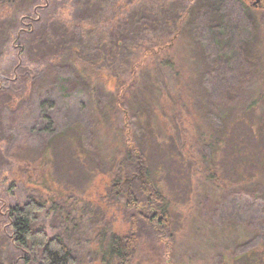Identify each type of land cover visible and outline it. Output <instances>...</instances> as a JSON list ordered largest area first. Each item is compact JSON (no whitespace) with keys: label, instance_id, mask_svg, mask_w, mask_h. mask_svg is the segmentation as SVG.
<instances>
[{"label":"rangeland","instance_id":"374dc122","mask_svg":"<svg viewBox=\"0 0 264 264\" xmlns=\"http://www.w3.org/2000/svg\"><path fill=\"white\" fill-rule=\"evenodd\" d=\"M61 1L69 7L61 20L38 13L39 0L36 15L29 3L21 8L23 28L0 26V264H39L11 224L13 209L33 198L46 203L37 225L77 264H119L109 237H130L134 216H152L109 190V173L127 159L124 126L145 155L142 180L169 201L173 236L168 245L141 217L124 264H264V0H188L195 10L182 37L135 81L127 72L144 30L131 19L151 11L150 0H137L99 40L86 31L60 47L61 25L74 33L75 23L95 18L87 4L104 0L75 12L76 0ZM184 1L154 0L161 15L149 12L147 41L159 40ZM202 5H224V30L197 18ZM59 48L68 52L46 66ZM220 57L245 63L229 68ZM170 61L172 69L163 65ZM20 67L38 80H15Z\"/></svg>","mask_w":264,"mask_h":264},{"label":"trees","instance_id":"16d2710c","mask_svg":"<svg viewBox=\"0 0 264 264\" xmlns=\"http://www.w3.org/2000/svg\"><path fill=\"white\" fill-rule=\"evenodd\" d=\"M44 1L45 4L42 8L38 9L37 12H40L41 14L46 16L48 20L57 19L58 17L62 16L63 13L61 12L66 10L68 11L69 7L61 0H52L50 4V0ZM222 2L224 3V1ZM28 3L30 4L29 11L31 10V13L33 15H36L37 13H35V11L33 10L35 7L40 6L39 0H0V26L11 25L12 22H18V28H23V17L21 8H23L24 6H28ZM88 4L87 6L93 11V13L96 14L95 18L93 20L84 19L75 23L73 26V29L75 28L74 33H71L70 27L63 23L61 25V32L63 33V38L62 42L60 43V47L65 46L66 44L70 45V34L71 42H77L78 39H74L75 33H78V36H86L87 32H89L88 36H98L96 40H99L102 36H104V33L110 24L118 22L120 25V23L122 22V16L126 12L131 11V9L137 5V0H104L101 1V3L98 2L97 9L92 7V2H89ZM148 4V8L151 7V11L154 9L155 12L146 10L140 11V9H138V11L135 12V15L132 16L131 19L134 25L139 29H143L144 32L139 35L140 39L137 49L136 62H131L129 66L130 69L127 72V74L129 75V80H137L138 75L141 73L142 70L145 69L147 64H149L151 61L158 60L164 51L172 49L175 46L177 40L182 37L185 31V26L189 24L187 20L189 18L190 13L195 10L189 4L188 0L187 2L184 1L182 4L183 10L180 11V14L176 16L172 15L173 20L166 23L168 30L164 34L160 35L158 41L150 42L146 40L147 38L145 35L147 32L150 31V28H147L150 24V22L147 21L149 19V12L155 14L156 17H159L161 14L159 13L160 11L158 2L150 0ZM84 5L85 0H76L71 10L75 12L83 8ZM217 7L218 9L216 10L215 7L213 8V6L204 7L202 5L198 9L200 11L197 14V18L202 17L203 20L207 19V21L204 20L205 22H203L204 25H207L205 27H208L210 31H215L216 29H220L219 31L224 30V28H222V21L225 19V15L223 14L224 10L222 11V7L224 9V5H217ZM72 11H70L69 9V14H71ZM168 13L171 14L170 12ZM58 20L61 19L58 18ZM144 22H147V24L145 25ZM192 23L193 22L191 21V24ZM251 23L252 19L250 20V24ZM127 24L124 27L121 26L123 30L128 29ZM155 27L156 26H154V28ZM84 29L85 31H82ZM118 29L119 28H117V30ZM126 33L130 34L131 31L128 29L126 30ZM135 38H137V35H135ZM217 44L218 42L214 43V45ZM60 49L61 48H59V50L56 51L52 57H49L45 60L46 66L53 65L51 67H54L55 65L59 64L58 62H60V55H64L66 52H68L67 49ZM18 63L19 61L16 62V64ZM217 63H223L229 68H233L235 66L243 67L245 62H243L241 58L239 59V61L235 62L233 59L231 63H228L225 61L224 57H220L218 58ZM163 65L165 67H170L171 69L174 67L173 62L171 61L168 63L165 62V64ZM17 75L18 78H15V80H38L36 79L37 75L34 73V71L29 70V68L23 69V67H20L16 72V77ZM218 81L221 80H215V83ZM34 83L35 82H32V85H34ZM119 88L122 89L121 87ZM126 103L127 102L124 100V107L126 106ZM255 107L256 106L254 104L248 106L244 110H250L251 108ZM249 113L252 114L251 116H253L255 111H251ZM124 121L126 122V117L124 118ZM128 129L129 128H126L125 126L123 127V130L125 131H123V133L126 139L125 144L127 159L124 162H121V165L113 167V170L109 173L111 179V185L109 190L111 192L121 191V193H123L125 195V198L127 199V207L135 205L139 206L142 204V208L146 209L147 212L152 216L147 217L148 215H140L137 218L134 216L131 221L132 234L130 233V237L125 236V238L122 239L114 234L109 237V255L111 258H114L112 260L118 261L119 264L125 263L123 255V251L126 249L125 247H127L129 244L133 245L134 241H136L135 236L137 235V223L138 219H141V217L147 220L148 224L150 225H148L150 230L155 232L157 238H160L161 240H163L164 238L168 239V242L166 241L168 245L173 237L172 234L169 232V201L160 191L157 190L154 183L148 177H145V179L142 180V174H145V155L139 149L137 144L133 140L129 139L130 137L127 132ZM121 167L123 168L122 170ZM140 170H142V173L140 172ZM122 173L124 174L123 177L125 178L126 184L125 181H123L124 178L122 180L120 178V174ZM122 185L128 186L129 189L123 190ZM114 193L115 192L109 195L111 196ZM45 211V201L35 198L31 199L25 205L17 206L13 209L11 213V224H14V228H16L20 234V248L27 249L30 252H33L34 254L37 253L39 255V264H77L76 258L74 257L72 250L61 238L48 236V234L37 225L38 216L42 213H45ZM107 233L108 230L102 231L100 236L105 237ZM139 236L140 235H138V237ZM103 263H106L105 258H103Z\"/></svg>","mask_w":264,"mask_h":264}]
</instances>
